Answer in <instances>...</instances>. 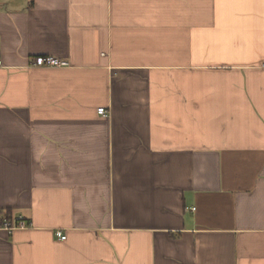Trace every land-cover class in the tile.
Returning <instances> with one entry per match:
<instances>
[{
  "label": "crops",
  "instance_id": "obj_1",
  "mask_svg": "<svg viewBox=\"0 0 264 264\" xmlns=\"http://www.w3.org/2000/svg\"><path fill=\"white\" fill-rule=\"evenodd\" d=\"M0 61V264H264V0H0Z\"/></svg>",
  "mask_w": 264,
  "mask_h": 264
},
{
  "label": "built area",
  "instance_id": "obj_2",
  "mask_svg": "<svg viewBox=\"0 0 264 264\" xmlns=\"http://www.w3.org/2000/svg\"><path fill=\"white\" fill-rule=\"evenodd\" d=\"M67 64L60 61L57 58L54 57H38L35 59L33 66L40 67V68H51V67H64ZM2 66V62L0 61V67ZM99 115L103 117H109L110 112L105 108L98 109ZM195 211V209H193ZM24 219H19L16 222H7L5 223V228H7L9 231H12L19 227H25ZM58 237L62 240L66 239V236H64L61 232L57 233Z\"/></svg>",
  "mask_w": 264,
  "mask_h": 264
}]
</instances>
